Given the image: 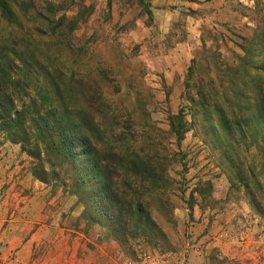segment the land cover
<instances>
[{"label": "rangeland", "instance_id": "374dc122", "mask_svg": "<svg viewBox=\"0 0 264 264\" xmlns=\"http://www.w3.org/2000/svg\"><path fill=\"white\" fill-rule=\"evenodd\" d=\"M5 1L0 64L31 69L55 105L86 124L100 158L156 145L173 208L157 217L169 249L140 240L132 254L0 137V264H200L201 253L207 264H264L263 120L229 106L246 81L260 85L243 90L249 105L263 97L264 52L257 65L253 49L264 50V0ZM183 107L178 144L169 120ZM239 164L260 182L259 209L238 181Z\"/></svg>", "mask_w": 264, "mask_h": 264}, {"label": "trees", "instance_id": "16d2710c", "mask_svg": "<svg viewBox=\"0 0 264 264\" xmlns=\"http://www.w3.org/2000/svg\"><path fill=\"white\" fill-rule=\"evenodd\" d=\"M0 9L4 16L11 15L5 0L0 1ZM253 52L259 58L257 65H262L260 57L264 50L257 45ZM243 71L248 72L246 68ZM246 84L243 90L248 92L260 88L254 81H246ZM243 90L231 94V110L235 108L237 114L248 112L250 116H259L264 125V87L261 89L263 97L252 105L242 94ZM223 101L225 103L226 99ZM201 102H206L208 107L212 104L208 97ZM250 106L254 107L253 115ZM186 110L181 108L169 120L178 144L187 131ZM76 116L68 106L55 105L49 90L31 69L15 71L10 65L0 64V137L5 142L19 144L37 161L33 175L43 183L54 182L55 186L77 197L84 208V219L104 228L106 238L122 249L129 250L140 244L137 243L140 240L152 248L169 249L165 226L157 217L164 213L171 216L173 205L165 195L171 178L166 172L169 165H164L159 158L157 146L150 145L152 150L145 155L131 156L122 154L125 150L122 147H115L114 157L104 160L95 152L86 124ZM251 122L247 119L245 126ZM151 152L153 154L149 155ZM242 166H238V181L248 189L254 208L259 209L261 201L253 192V186L260 191V182L258 178L248 177L254 172L246 173ZM120 178L123 180L119 181ZM261 196L264 203V192ZM168 221L174 222L172 217Z\"/></svg>", "mask_w": 264, "mask_h": 264}, {"label": "crops", "instance_id": "0c3cea01", "mask_svg": "<svg viewBox=\"0 0 264 264\" xmlns=\"http://www.w3.org/2000/svg\"><path fill=\"white\" fill-rule=\"evenodd\" d=\"M201 254L203 255V253H201ZM202 255L200 256V264H207V262H206V261H207V256H206V254H204L203 256H202ZM189 259H191L190 256H189L188 260H189ZM189 261H190V260H189ZM180 264H183V263H180ZM187 264H189V263H187Z\"/></svg>", "mask_w": 264, "mask_h": 264}, {"label": "built area", "instance_id": "2783aa9c", "mask_svg": "<svg viewBox=\"0 0 264 264\" xmlns=\"http://www.w3.org/2000/svg\"><path fill=\"white\" fill-rule=\"evenodd\" d=\"M128 264H139V263H128Z\"/></svg>", "mask_w": 264, "mask_h": 264}]
</instances>
